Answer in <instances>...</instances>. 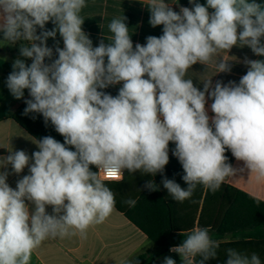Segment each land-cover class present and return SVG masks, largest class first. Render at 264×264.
Returning a JSON list of instances; mask_svg holds the SVG:
<instances>
[{"label": "clouds", "instance_id": "clouds-1", "mask_svg": "<svg viewBox=\"0 0 264 264\" xmlns=\"http://www.w3.org/2000/svg\"><path fill=\"white\" fill-rule=\"evenodd\" d=\"M189 3L191 8L181 6L177 12L165 0H147L149 24L162 25V35L134 46L123 17L111 21L112 35L103 34L94 47L82 29L85 0H0L2 41L21 42L20 56L32 61L27 65L17 58L6 87L17 100L27 89L24 114L42 115L45 125L50 122L64 138L61 143L43 137L31 157L23 150L0 157V169L10 165L20 174L28 167L30 173L13 189L6 182L10 173L0 171V264H30L49 238L86 239L88 229L115 210V194L106 181L122 179L125 171L163 174L170 142L187 188L166 176L161 183L178 202L190 198L197 185L215 192L245 169L264 178V60L245 57L247 72L238 83L217 80L213 85L208 79L200 90L185 78L193 65L207 67L213 56L234 46L264 56V4ZM48 22L53 29H46ZM57 33L63 48L57 44L53 60L47 40ZM231 62L220 59L216 74L230 73ZM117 84L122 87L116 96L103 91ZM229 150L243 168L229 162ZM143 190L158 191L159 185L149 179ZM124 203L134 207L137 200ZM219 248L207 227H195L170 252L180 256L181 264H206L217 258ZM225 254V264H262L256 252L228 248ZM164 264L176 261L165 257Z\"/></svg>", "mask_w": 264, "mask_h": 264}, {"label": "crops", "instance_id": "crops-1", "mask_svg": "<svg viewBox=\"0 0 264 264\" xmlns=\"http://www.w3.org/2000/svg\"><path fill=\"white\" fill-rule=\"evenodd\" d=\"M174 2L173 0H165V3H169L173 10L177 12H179L181 6L192 7L189 0H174ZM197 2L206 5V0H197ZM256 2L264 4V0H256ZM85 3L86 7L80 13L84 20L82 29L88 34L94 47L99 45L103 34L106 38L112 35L108 28L111 21L123 17H126L129 34L132 35L131 39L134 46L136 43L145 44L146 37L150 35L159 37L163 34L162 25L153 28L149 24L150 12L146 8L147 0H85ZM209 11L211 12L212 10L209 9ZM106 42H108L107 39ZM262 42H264V38H262ZM245 57L248 59L264 60V56H256L252 53L251 49L247 47L241 48L238 45L237 47L234 46L229 52L223 51L217 56H213L207 67L200 63L193 65L188 70L185 78L192 79L194 85L199 87L200 90H203L202 83L208 79H212L213 85L217 80L225 84L229 81H236L238 83L239 79L247 72V66L242 62ZM220 59L232 61L230 73L216 74L217 63ZM15 60V57L0 49V157L7 156L10 154V151L17 150H23L31 157L33 152L39 150L35 142L43 137L52 136L61 143H63L64 138L55 131L50 122L48 125H45L42 115L37 113L24 114L26 107L24 100L30 99L27 89L25 90L24 98L21 100L15 99L10 94L6 87V79L13 70L12 64ZM120 87H122V84H117L103 91L118 92ZM211 103L212 101L208 100V104ZM19 111H22L20 114L21 120L36 134L39 140L29 135L14 121L13 117ZM174 148L175 144L170 142V160L165 166L163 174L158 173L153 177L151 175L142 176L139 172L130 175L125 171L122 180L118 182H106L107 186L114 192L115 200L119 207L128 209L130 207L124 203L126 199L132 198L138 200L139 195L148 193L152 196H149L147 202L136 208L135 212L137 215L143 216L149 208L161 207L162 204L157 202V200L162 198L170 200L175 208H186L189 211L193 209L201 185H197L190 198L183 202H178L168 195L167 190L163 188L161 183L164 176H166L168 179L175 180L182 188H187V184L182 179L184 175L183 168L178 159L172 155ZM71 150L75 149L71 148ZM232 165L238 169L244 167L243 162H238L235 158L232 160ZM91 168L92 171H96L95 166H91ZM0 171L10 173L6 182L13 189L16 188V183L19 179L30 174L28 167L20 174H15L12 172L10 165L5 169H0ZM149 179L154 180L159 185L158 191L149 192L143 190V185ZM226 185L264 203V178L258 179L255 173H250V170L245 169L243 172H237L236 176L227 178ZM26 203L29 202L26 201ZM31 210L32 206L30 205ZM46 211L51 214V206H48ZM238 216L236 212L227 215L226 209L220 212L217 228L219 230L222 228L230 229L229 232L223 235L211 233L210 228H208L211 238L219 241L221 245L218 250V256L214 259L213 264H225L227 259L225 250L228 248H235L247 253L256 252L260 255V258H264V239L253 237L252 234L255 232V229L250 228V231H243L241 227L237 228L240 225L238 221L240 216L237 218ZM210 221L211 218L207 217L204 223L208 224ZM184 222L185 225H189L190 219L187 217ZM241 234H250V236H242ZM216 236L218 237L216 238ZM222 246L226 248H222ZM153 252H155V245L144 233L129 222L122 213L115 209L102 224L93 225L88 229L86 239H81L79 235L63 239H46L34 251L30 264H127L128 261H134V258L137 256L152 254ZM169 253L177 254L173 252Z\"/></svg>", "mask_w": 264, "mask_h": 264}, {"label": "trees", "instance_id": "trees-1", "mask_svg": "<svg viewBox=\"0 0 264 264\" xmlns=\"http://www.w3.org/2000/svg\"><path fill=\"white\" fill-rule=\"evenodd\" d=\"M46 29H53L54 25L51 22L46 24ZM39 29L37 34H39ZM2 35V33L0 34ZM63 40L59 33L55 39L49 38L47 46L53 48V59L58 58L55 52L57 44L62 48ZM26 62V61H25ZM49 63V62H47ZM30 65V62H26ZM107 93L116 96L118 92L108 91ZM23 110V109H22ZM22 111L16 113L13 117L14 121L20 125L29 135L36 140L39 138L34 134L28 126L21 120L20 114ZM232 164L233 156L229 151L225 153ZM227 179L221 184L220 188L213 192L203 185L200 186L199 194L196 196L194 207L191 211L186 208H175L170 200L160 199L157 200L161 207H153L147 210V213L137 215L136 208L149 200L151 194L144 193L139 195L137 203L134 207L123 209L115 204V209L122 213L126 219L138 228L144 235L155 245V252L152 254H143L134 258V261L139 264H164L165 257H171L176 261V264H181L177 254H170L169 248L172 246L180 245L194 227H207L210 228L211 233L223 235L230 231V229L218 227V216L224 209L227 210V215L232 212L237 213L239 226L243 231H250V228L255 229L252 234L255 238L264 239V203L255 198L249 197L239 191L234 190L226 185ZM187 217L190 219V224L185 225ZM210 217L211 221L205 224V218ZM184 223V224H183ZM181 233L183 235H181ZM242 236H250V234H241ZM218 236H216L217 238ZM230 246V245H224ZM221 247V245H220ZM222 248H226L223 247ZM198 259V258H197ZM214 259H210L206 264H213ZM264 264V258H261Z\"/></svg>", "mask_w": 264, "mask_h": 264}, {"label": "rangeland", "instance_id": "rangeland-1", "mask_svg": "<svg viewBox=\"0 0 264 264\" xmlns=\"http://www.w3.org/2000/svg\"><path fill=\"white\" fill-rule=\"evenodd\" d=\"M3 40V34L0 35V49H3L4 52H6L7 54H10L11 56L15 57V59L17 58H21V59H25L26 62H32L31 59H26L20 56V52H19V47H20V43L21 42H17V44L15 45H8V42L6 41H2ZM53 59V58H52ZM54 60V59H53ZM46 63L47 62H51L46 58Z\"/></svg>", "mask_w": 264, "mask_h": 264}, {"label": "built area", "instance_id": "built-area-1", "mask_svg": "<svg viewBox=\"0 0 264 264\" xmlns=\"http://www.w3.org/2000/svg\"><path fill=\"white\" fill-rule=\"evenodd\" d=\"M206 107L209 109V115H210V116L213 115V114L211 113V110H210V104H207ZM96 171H97V169H96ZM120 180H122V179H120ZM120 180H109V181H106V182H118V181H120ZM169 252H170V249H169Z\"/></svg>", "mask_w": 264, "mask_h": 264}]
</instances>
